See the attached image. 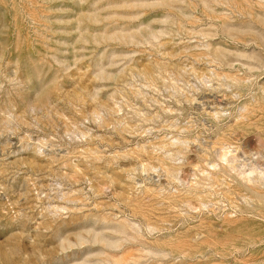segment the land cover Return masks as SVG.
I'll return each instance as SVG.
<instances>
[{
    "label": "rangeland",
    "instance_id": "1",
    "mask_svg": "<svg viewBox=\"0 0 264 264\" xmlns=\"http://www.w3.org/2000/svg\"><path fill=\"white\" fill-rule=\"evenodd\" d=\"M0 264H264V0H0Z\"/></svg>",
    "mask_w": 264,
    "mask_h": 264
},
{
    "label": "bare ground",
    "instance_id": "2",
    "mask_svg": "<svg viewBox=\"0 0 264 264\" xmlns=\"http://www.w3.org/2000/svg\"><path fill=\"white\" fill-rule=\"evenodd\" d=\"M248 180H249V179H248ZM252 182H253V180H252ZM253 183H254V182H253ZM257 183H258V182H257ZM255 184H256V183H255ZM255 184H254V185H255ZM255 190H258V189H255Z\"/></svg>",
    "mask_w": 264,
    "mask_h": 264
}]
</instances>
